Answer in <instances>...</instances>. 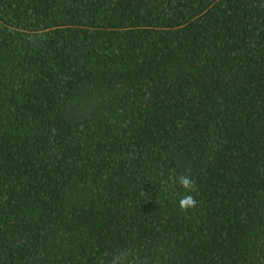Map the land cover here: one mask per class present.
<instances>
[{
  "label": "trees",
  "instance_id": "obj_1",
  "mask_svg": "<svg viewBox=\"0 0 264 264\" xmlns=\"http://www.w3.org/2000/svg\"><path fill=\"white\" fill-rule=\"evenodd\" d=\"M0 264H264V0H0Z\"/></svg>",
  "mask_w": 264,
  "mask_h": 264
},
{
  "label": "clouds",
  "instance_id": "obj_2",
  "mask_svg": "<svg viewBox=\"0 0 264 264\" xmlns=\"http://www.w3.org/2000/svg\"><path fill=\"white\" fill-rule=\"evenodd\" d=\"M192 179L184 176L180 179L181 186L186 190L190 191L192 189ZM195 201L190 195H185L179 202L182 209L190 208L194 205Z\"/></svg>",
  "mask_w": 264,
  "mask_h": 264
}]
</instances>
